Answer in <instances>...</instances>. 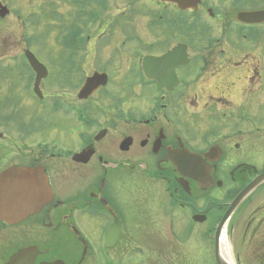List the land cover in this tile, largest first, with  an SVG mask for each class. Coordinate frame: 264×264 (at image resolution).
<instances>
[{
    "label": "flooded vegetation",
    "instance_id": "obj_1",
    "mask_svg": "<svg viewBox=\"0 0 264 264\" xmlns=\"http://www.w3.org/2000/svg\"><path fill=\"white\" fill-rule=\"evenodd\" d=\"M58 1L72 57L40 81L41 98L31 73L0 110V173L42 169L51 199L19 223L0 220V264H176L136 243L198 226L213 264L217 251L227 260L223 238L233 264H264V181L216 240L232 201L264 175V0ZM118 32L127 39L111 41ZM96 74L107 83L82 97ZM21 93L38 105L29 121L14 111Z\"/></svg>",
    "mask_w": 264,
    "mask_h": 264
},
{
    "label": "rangeland",
    "instance_id": "obj_2",
    "mask_svg": "<svg viewBox=\"0 0 264 264\" xmlns=\"http://www.w3.org/2000/svg\"><path fill=\"white\" fill-rule=\"evenodd\" d=\"M2 1L11 10L8 16L3 19L0 18V110L3 114L13 110V106L9 108L7 104L1 103L8 100L10 92L13 89L18 91L26 89L25 84L31 72L24 63V52L30 44V50L49 68L51 74L63 73L62 56L63 58H71L72 56L71 50H65L66 52L63 53L64 50L60 44L62 33L59 31L58 17L53 15V13H61L60 10L64 11L58 0ZM112 10L116 11V6L112 5ZM142 19L148 23L149 16H136L132 23ZM144 31L138 32L137 36H142L144 39L146 38L145 40H153V34ZM112 38L111 41L120 42L126 40L127 35L118 32ZM65 63L67 64V62ZM13 85L16 87L14 88ZM16 98L18 105L14 107V111L17 112L18 120L29 121L30 117L26 113L35 114L37 103L33 101L30 104L29 100H33L32 97L23 93L17 94ZM51 115L50 113L49 117ZM39 117L40 115H38ZM46 126L49 128L59 127L60 119L58 117L47 118ZM2 167H4L3 163H1ZM126 200L129 201L130 199ZM179 227L180 225L174 227L176 233H182ZM203 231L204 226H198L193 229L190 237H185L183 233L181 238L176 241L143 240L136 245H142L143 253L146 254L145 257H160L161 254L169 256L171 251L177 255L176 264H213V242L211 238L208 241L206 239V242L203 240L201 234ZM232 236L229 233L228 241H232ZM230 244L233 247L232 243ZM69 245H73V243H69ZM63 251L68 253L64 248ZM147 259L150 262L157 261L156 258ZM167 264H170L169 261Z\"/></svg>",
    "mask_w": 264,
    "mask_h": 264
},
{
    "label": "water",
    "instance_id": "obj_3",
    "mask_svg": "<svg viewBox=\"0 0 264 264\" xmlns=\"http://www.w3.org/2000/svg\"><path fill=\"white\" fill-rule=\"evenodd\" d=\"M10 13L7 6L0 1V17L3 18ZM26 58L37 74L35 90L39 91V82L47 75V69L39 62L30 51L25 52ZM106 76L96 74L87 80L81 96H88L102 84H106ZM264 181V175L254 184L248 186L245 191L238 195L230 204L217 231V246L219 234L226 224L228 218L238 207L241 201L260 183ZM51 199V189L46 174L40 168H28L13 166L0 174V220L8 224H16L26 219L29 215L40 210ZM34 248L20 251L17 257L24 253H30ZM36 249V248H35ZM219 264H232L216 253ZM12 261L9 263L11 264ZM64 264L63 262H60Z\"/></svg>",
    "mask_w": 264,
    "mask_h": 264
},
{
    "label": "bare ground",
    "instance_id": "obj_4",
    "mask_svg": "<svg viewBox=\"0 0 264 264\" xmlns=\"http://www.w3.org/2000/svg\"><path fill=\"white\" fill-rule=\"evenodd\" d=\"M222 242H223V254L225 255L226 259L229 260L228 262H231L232 256H231V253H230L227 245L225 244L224 238H223Z\"/></svg>",
    "mask_w": 264,
    "mask_h": 264
},
{
    "label": "trees",
    "instance_id": "obj_5",
    "mask_svg": "<svg viewBox=\"0 0 264 264\" xmlns=\"http://www.w3.org/2000/svg\"><path fill=\"white\" fill-rule=\"evenodd\" d=\"M71 37V36H70ZM72 39V38H71Z\"/></svg>",
    "mask_w": 264,
    "mask_h": 264
}]
</instances>
